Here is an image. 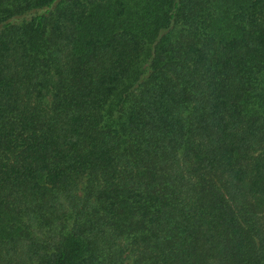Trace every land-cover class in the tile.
<instances>
[{"label":"trees","instance_id":"1","mask_svg":"<svg viewBox=\"0 0 264 264\" xmlns=\"http://www.w3.org/2000/svg\"><path fill=\"white\" fill-rule=\"evenodd\" d=\"M0 264H264V0H0Z\"/></svg>","mask_w":264,"mask_h":264}]
</instances>
